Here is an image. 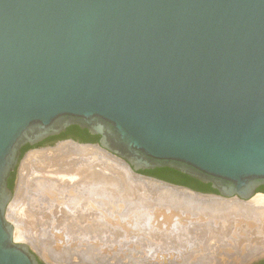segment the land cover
I'll use <instances>...</instances> for the list:
<instances>
[{"label":"water","instance_id":"1","mask_svg":"<svg viewBox=\"0 0 264 264\" xmlns=\"http://www.w3.org/2000/svg\"><path fill=\"white\" fill-rule=\"evenodd\" d=\"M70 127L98 143L42 145ZM61 141L263 194L264 0H0V264H42L6 214L25 155Z\"/></svg>","mask_w":264,"mask_h":264},{"label":"bare ground","instance_id":"2","mask_svg":"<svg viewBox=\"0 0 264 264\" xmlns=\"http://www.w3.org/2000/svg\"><path fill=\"white\" fill-rule=\"evenodd\" d=\"M96 147L66 141L57 144L55 148L32 151L27 154L20 167L18 187L7 216L14 227L15 242L31 244L40 250L41 254L43 252L50 255L53 264H114L104 259L94 260L90 257L71 259L69 256V260L59 258L61 253L58 252L66 250L65 246L68 247L71 244L68 241L67 230L60 226L63 224L68 229V226H65L66 222L64 223L62 220L61 213L63 211L60 209V205H63V199L61 198L73 199V197L80 196L81 200L76 205L86 204L89 209L88 213L95 211L98 216L102 217L103 213L114 214L116 211L115 216L110 214L114 216L111 219H109V215L108 220L110 221L105 219L108 221V223L105 221L108 228L112 225V227L115 226V229H122L125 232L148 234L164 229L177 235L176 238H174L176 235L173 236L178 240V243L174 241L177 243L176 246L182 242L183 244L197 245L198 241L203 240L207 244L204 247L206 249H201L200 245L196 249L195 247L191 248L193 249L191 251L195 252L193 253L196 258L195 264H250L253 260L264 257V194H257L249 201H241L237 198L225 199L218 196L202 195L189 189L152 179L137 178V176L135 179L129 172V166L119 158L121 162L118 160L117 162L120 163L117 166L112 163L111 168L104 163L105 167L101 165L100 170H92L94 162L92 159L95 160L94 158L98 156V152L97 156L95 155V149L98 150L99 147ZM110 171L115 172L116 176H112L117 179H111L112 176L108 174L113 172L110 173ZM116 183L119 186H117L118 190L114 188ZM119 195H122L120 197L122 205L124 204L123 208L119 206L120 201L119 205L113 202ZM55 198L57 201L54 206H51L50 202H53ZM107 199H110L111 202L108 200L109 202L106 203ZM102 204H104L103 207ZM24 207L28 208L25 212L22 209ZM59 209L62 211L61 213ZM123 209L128 213L123 212ZM49 210L54 211L55 214L51 213L55 216L57 215L51 217L54 221L47 220ZM117 211H119V217L116 215ZM120 212L125 215L122 213L120 216ZM51 213L50 216H52ZM59 215L62 217L60 218ZM44 216L46 217L44 218ZM105 218L107 217L105 216ZM81 219L75 223L79 224ZM83 219L85 220V218ZM91 221L85 222L93 223ZM95 224H92V227ZM85 225L87 226V224ZM89 225L88 227L91 228ZM32 227H35L37 231L34 232ZM85 227H83L84 231ZM99 228L102 229L100 226ZM90 232L94 236L95 232ZM84 234L86 233L84 232ZM96 234H99L96 237L103 235L97 231ZM84 236L81 239L84 240ZM89 236L86 237L91 239L92 236H90L91 238ZM86 237L85 240H88ZM96 237L94 236L92 239L96 240ZM171 238L172 236L167 238L170 243H172L171 240H174ZM99 239L101 237L97 238V240ZM58 241L68 242L62 248L55 245L57 251H54L53 242ZM183 247L185 248V246ZM173 249L177 248L173 246ZM102 250L101 252L105 253L103 252L105 250ZM101 252L98 253V256L104 255ZM186 252L185 254H187ZM188 255L191 256L190 253ZM206 256L211 260H207ZM188 258L189 262L190 257Z\"/></svg>","mask_w":264,"mask_h":264},{"label":"rangeland","instance_id":"3","mask_svg":"<svg viewBox=\"0 0 264 264\" xmlns=\"http://www.w3.org/2000/svg\"><path fill=\"white\" fill-rule=\"evenodd\" d=\"M61 142H66V141H61ZM60 142V143H61ZM60 143H58V144H60ZM88 146H91V145H88ZM56 146H54V147H52V148H55ZM92 147H96V145H92ZM51 148V149H52ZM97 148V147H96ZM48 149V148H47ZM50 149V148H49ZM99 149L100 148H98V150L97 149H95L96 151H95V155L97 156V154H98V156H97V158H94L95 160H93L92 159V170H100L101 168V165H102V167H105V165H108V166H111L112 165V163L113 164H115L116 166L118 165V163H120L121 162V160H119L118 158H116V157H114V156H112V155H110L109 153H107V152H105V151H99ZM38 150H42V149H35V150H31V151H29L27 154H29L30 152H32V151H38ZM101 150V149H100ZM98 152V153H97ZM101 152V153H100ZM97 153V154H96ZM106 153V154H105ZM27 154L25 155V157L27 156ZM99 155H101V156H99ZM95 156V157H96ZM24 157V158H25ZM107 157V158H106ZM112 157V159H110ZM24 158H23V160H24ZM99 158V159H98ZM102 158V159H101ZM106 158V159H105ZM108 158H109V160H108ZM115 158V159H114ZM23 160H22V162H23ZM120 161V162H117V161ZM100 161V162H99ZM102 161V162H101ZM107 161H108V163H107ZM116 161V162H115ZM22 162H21V164H22ZM115 162V163H114ZM95 163V164H94ZM101 163V164H100ZM104 163H105V165H104ZM95 165H97V166H95ZM99 165V166H98ZM95 166V168H93ZM20 167H21V165H20ZM99 167V168H98ZM111 168H112V166H111ZM82 170V169H81ZM130 171V173L135 177V179H137V178H141V176H138V175H136L135 173H133L132 171H131V169H129ZM115 171V170H114ZM114 171H110V173L111 172H113V173H111V174H108L109 176L111 175H114V176H116V174H115V172ZM83 172V171H82ZM19 173H20V168H19V172H18V180H19ZM84 175H86V173H84ZM131 175V176H132ZM133 176H132V179H134L133 178ZM136 176H137V178H136ZM117 179V177L115 178V177H111V179ZM142 178H145V177H142ZM148 179V178H147ZM118 183H116L115 185H114V188L115 189H119L118 187ZM17 187H18V184H17ZM117 187V188H116ZM17 189V188H16ZM15 193H16V191H15ZM119 194H121V193H119ZM15 196V195H14ZM120 196H122V195H119V196H117L116 198H115V201H113V202H115L116 204H118V202L120 203V205L119 206H121L122 208L124 207L123 205H122V203H121V197ZM210 196H213V195H210ZM120 198V199H119ZM14 199V198H13ZM61 199H63L62 201H63V205H60V209L63 211H61L60 209V213H61V215L63 216H61L62 217V220H64L63 222L65 223L66 222V224H65V226H68V229H67V227H64L63 226V224H61L60 226H62V228H64V230H67V233L66 234H68L67 236L69 237V240L68 241H70V245L67 247V246H65L66 244H67V242L68 241H63V242H60V241H58V242H53V246H58V247H66L65 249L66 250H64V251H59L58 253H61V254H59V258H61L62 257V259L64 260H66V259H68L69 260V256L71 257V259H77L78 257H90V258H93L94 260H98V259H104V260H106V261H108L109 263L111 262V263H114L115 264V262H116V264L117 263H124V264H195L194 263V261L196 260V258H195V254H193V253H195V252H192L191 250H193V249H191L192 247L194 248L195 247V249L196 248H198V246L201 248V249H206V248H204L205 246H207V244L202 240V241H198L199 243H197V245H192V244H190V243H184L183 244V242H182V244L180 243V244H178L179 246H176L177 245V243H178V240H176V239H174V238H176L177 237V235L176 234H172L171 232H169V231H165L164 229H159V230H157L156 232H154V233H151V234H148V233H130V232H125V231H123L122 229H115V226H113L112 227V225H111V227L109 226V228L108 227H106V225H107V223H108V221H110V220H108V217H109V215L110 214H113V213H103V216L101 217L100 215L98 216L96 213H95V211H94V213H93V211H90L89 213H88V211H89V209L87 208V205L86 204H82L81 206H77L76 204L81 200V198H80V196H76V197H73V199H71V198H66V197H63V198H61ZM111 202V200L110 199H107V201H106V203L107 202H109V201ZM13 201V200H12ZM12 201H11V203H12ZM55 201H57V198H55L54 199V201L52 202H50V204H51V206H54L55 205ZM117 201V202H116ZM11 203L9 204V206L11 205ZM52 203H54V204H52ZM104 203V202H103ZM28 204H31V203H28ZM27 204V205H28ZM26 205V206H27ZM84 205V206H83ZM86 205V206H85ZM101 205V204H100ZM103 205L104 204H102V207H103ZM62 207H63V209H62ZM99 207H101V206H99ZM101 207V208H102ZM126 207V206H125ZM87 208V209H86ZM10 209V207H8V210ZM22 209H24V211L23 212H25V210H27L28 208H26V207H24V208H22ZM8 210H7V216L9 215V212H8ZM88 210V211H87ZM50 212L47 214V220L49 221L50 219V221H54L52 218L53 217H56L54 214V211H52V210H49ZM21 212V211H20ZM19 212V213H20ZM51 212H53V213H51ZM59 212L57 213L56 212V214H59ZM109 212V211H108ZM111 212V211H110ZM118 213L116 214L118 217H119V211H117ZM123 212H125V213H128V211L126 212V210L125 209H123ZM122 212V213H123ZM51 213V215L52 216H50L49 214ZM115 213H116V211L114 212V216H115ZM122 213L120 212V216H122ZM23 214V213H22ZM45 214V215H46ZM67 214H68V216H67ZM105 214V215H104ZM54 215V216H53ZM102 215V214H101ZM108 215V216H107ZM123 215H125L124 213H123ZM48 216H49V218H48ZM89 216H94L93 218H91L92 219V221H91V219L89 218ZM98 216V217H97ZM105 216L107 217V218H105ZM114 216H111L110 215V218L109 219H111V217H114ZM116 216V217H117ZM46 216H44V218H45ZM52 217V218H51ZM59 217H60V215H59ZM60 217V218H61ZM100 217V218H99ZM70 218V219H69ZM83 218H85V220H84V222L85 221H87V222H89V221H91V222H93V223H84L83 222V220L82 219ZM87 218V219H86ZM24 219L26 220V218L24 217ZM55 219V218H54ZM79 219H81L80 221H79V224L77 223H75V221H77L78 222V220ZM89 219V220H88ZM98 219V220H97ZM105 219H107L108 221H106ZM7 220L11 223V221L8 219V217H7ZM46 220V219H45ZM46 220V221H47ZM62 220L60 219V221H61V223H62ZM59 221V222H60ZM95 221H97L98 223L100 222L101 224L99 225L98 223H96ZM105 221L107 222V223H105ZM81 222V223H80ZM98 225H96L95 223ZM82 223H84V224H87V226L85 227L84 226V224H82ZM103 223V224H102ZM12 224V223H11ZM76 224V225H75ZM90 224V225H89ZM92 224H95V226H93L92 227ZM105 224V225H104ZM80 225V226H79ZM88 225L91 227V228H89L88 227ZM85 227L86 228V230L84 231L83 229V227ZM97 226V227H96ZM99 226L100 227H102V229L101 228H99ZM106 227V228H105ZM33 228V230H34V232L35 231H37L36 230V228L35 227H32ZM88 228V229H87ZM99 228V229H98ZM91 229V230H90ZM94 229V230H93ZM96 229H98V230H96ZM68 230H69V232H68ZM83 230V231H82ZM99 233V232H101L103 235L102 236H100L101 237V239H99V240H97V238H100V237H96V236H99V234H96V231ZM101 230V231H100ZM117 230V231H116ZM70 231H71V234H70ZM83 233H82V232ZM90 231H93V232H95V233H93L94 234V236L96 237V240H94V239H92V238H94V236L92 235V234H90V233H92V232H90ZM84 232L86 233V234H84ZM90 234V236H92V238L89 236V234ZM72 233H73V235H72ZM56 234V233H55ZM88 234V235H87ZM54 235V234H53ZM85 235V236H84ZM176 235V236H175ZM55 236V235H54ZM82 236H84V240H83V238L81 239V237ZM86 236H89L91 239H89L88 237H86ZM170 236H172V238L171 239H174V240H171V242L173 243L174 241L175 242H177V243H173V245H171L172 243H170V242H168V240H167V238L168 237H170ZM173 236H175L174 238H173ZM73 237V238H72ZM85 237H86V239H88V240H85ZM81 239V240H80ZM170 239V238H169ZM51 241V240H50ZM179 242H180V240H179ZM17 243V242H16ZM19 243H23V242H19ZM50 243V242H49ZM203 243V244H202ZM24 244H26V245H28L29 247H30V249L38 256V258H39V260H40V262L42 263V264H53V261H52V259L50 258V255H48V254H44L43 252H42V254H41V251L40 250H38L37 248H35V247H33L31 244H29V243H27V242H25ZM175 244V245H174ZM194 244V243H193ZM206 244V245H205ZM85 245V246H84ZM180 245H183V246H185V248L186 249H188V250H186L183 246H180ZM48 246V245H47ZM56 246L54 247V251H57V250H55V248H56ZM105 246V247H104ZM173 246H174V248H177V249H173ZM197 246V247H196ZM104 247V248H103ZM180 248V249H179ZM105 250V251H103V250ZM97 250V251H96ZM101 250L103 251V252H105V253H102L101 252ZM174 251V253H173V251ZM186 251H188V252H186L187 254H185V252ZM96 252H97V254H96ZM101 252V254H104V255H100V256H98V253H100ZM206 252V251H205ZM107 253H109V254H107ZM183 253V254H182ZM190 253V255L191 256H189L188 254ZM62 255V256H61ZM110 255V256H109ZM112 255V256H111ZM114 255H116V256H114ZM187 255H188V257H190V263L187 261V260H189V258L187 257ZM194 255V256H193ZM47 256V257H46ZM185 256V257H184ZM193 256V257H192ZM67 257V258H66ZM192 257V258H191ZM210 257H208L207 258V256H206V259L207 260H211V258L209 259ZM262 258V257H261ZM261 258H257V259H255V260H253L252 262H250V264H255V261H257V260H259V259H261ZM52 261V262H51ZM51 262V263H50ZM192 262V263H191Z\"/></svg>","mask_w":264,"mask_h":264},{"label":"trees","instance_id":"4","mask_svg":"<svg viewBox=\"0 0 264 264\" xmlns=\"http://www.w3.org/2000/svg\"><path fill=\"white\" fill-rule=\"evenodd\" d=\"M76 128L79 131V133L74 134L75 140H79V142L81 143H89V144L98 143L99 137L91 136L88 133V131L81 130L78 127ZM44 143L45 142H43L42 145H44ZM30 149H31L30 146L25 147L23 149V155H25ZM150 175L152 177L158 178L160 180L166 181L174 185L190 188L196 192L215 193V191L212 190L211 185L202 184L195 179H192L188 176L182 175L181 173H178L170 169H157L155 171H151ZM15 178H16V173H13L11 178L9 179V187L12 190L14 189ZM261 264H264V261L261 262Z\"/></svg>","mask_w":264,"mask_h":264},{"label":"flooded vegetation","instance_id":"5","mask_svg":"<svg viewBox=\"0 0 264 264\" xmlns=\"http://www.w3.org/2000/svg\"><path fill=\"white\" fill-rule=\"evenodd\" d=\"M77 133H79V131L77 130L76 127H70V128L67 129L66 132L62 133L59 136H54V137L47 138L44 141L45 142L44 144H48V143H52V142L60 141V140H74V141H79V140H75V138H74V134H77ZM150 173H151V171L142 172L143 175H147V176H149ZM257 191H258V193H263L264 194V186L261 187V188H259Z\"/></svg>","mask_w":264,"mask_h":264}]
</instances>
